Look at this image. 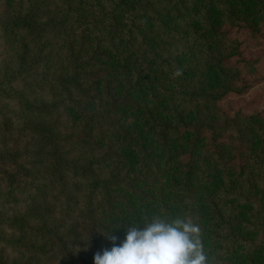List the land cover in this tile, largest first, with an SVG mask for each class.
Wrapping results in <instances>:
<instances>
[{"label": "rangeland", "instance_id": "rangeland-1", "mask_svg": "<svg viewBox=\"0 0 264 264\" xmlns=\"http://www.w3.org/2000/svg\"><path fill=\"white\" fill-rule=\"evenodd\" d=\"M26 1L30 6L39 3ZM110 1H114L117 10V25H110L111 33L115 29L118 34L113 46L106 43L107 39H101V34L108 32L91 27V22L104 11L110 13L114 9ZM46 2L48 13L43 18L54 16L56 23L63 21L66 26V31L48 33L45 37L43 55L47 68L85 76L82 81L94 96L82 100L90 114L102 112L112 98L131 102L115 106L111 113L127 133L126 140L116 136L115 129L104 127L103 133L95 134V142L88 150L97 156L111 152L112 158L97 170L103 173L118 170L119 179L128 183L114 189L128 199L127 206L118 204L114 210L101 206L98 210L108 234L117 236L119 243L128 224L146 217L190 216L200 226L207 257L217 254L216 236H223L221 228L225 223L237 237L260 245L253 253L218 254L221 264H264V0H190L191 13L182 11L174 4L175 0H83L86 7L79 16L74 15L73 9L81 0ZM21 3L24 4L21 0H0V20L8 21L13 9ZM144 5L160 9L168 17H177L180 34L163 32L160 18L149 7L144 11ZM133 15L134 27L138 29L135 43L122 35ZM181 16L186 18L182 20ZM208 26L227 34L222 40L215 36L208 44L202 37L194 40L191 30L202 35ZM3 35L0 29V52ZM227 85L236 92H231L217 107H193L184 97V91L217 93ZM4 103H0L3 114L8 110ZM174 112L184 116L187 123H208L213 127L222 124V112L231 117L242 114L233 130L244 134V142L239 146L234 134L226 142L232 149L244 150L241 161L244 176L240 177L236 170L239 161H232L238 158L236 151L231 154L229 166L215 164L206 152L199 150L196 154L199 173L193 180L191 200H184L175 188L180 182V172L185 170L180 162L185 165L186 162L180 161L178 150L173 149L175 143L164 141L161 135L164 128L174 124ZM55 117L59 124L64 123L61 128L66 132L81 128L83 116L73 107L56 109L52 115ZM18 122L12 115L0 121V154L17 152V160L27 164L26 169L31 171L29 156L35 152V146L31 136L25 138L20 134ZM2 136L7 138L8 149L2 145ZM182 148L186 150L179 147ZM1 168L0 192L21 186L28 179L9 167ZM231 190H242L244 200L235 199ZM8 214L7 208L3 215ZM254 221L255 227H250ZM109 243L111 246L110 240ZM101 247L87 248L92 260ZM12 255L9 252L8 256ZM4 257L2 254L0 259ZM26 257L20 252L18 258ZM81 260L71 262L56 257L49 264H82Z\"/></svg>", "mask_w": 264, "mask_h": 264}, {"label": "trees", "instance_id": "trees-1", "mask_svg": "<svg viewBox=\"0 0 264 264\" xmlns=\"http://www.w3.org/2000/svg\"><path fill=\"white\" fill-rule=\"evenodd\" d=\"M21 2L24 4L21 3L13 9L8 21L0 20V29L4 34L0 52V103L6 102L4 108L8 109L5 114L0 109V121H5V117L9 115L17 118L20 134L25 138L28 135L32 137L35 152L29 156L31 171L26 169L27 164L17 160V152L9 150V153L0 154L1 169L9 167L19 172L22 177L28 178L21 186L0 192V257L2 254L5 256L0 259V264H49L56 257L71 262L83 258L82 264H93L89 257L90 246H102L100 250L110 247V235L106 225L99 220L98 210L101 206L106 210H114L118 204L127 206L128 199L116 194L114 189L128 183L119 179L118 170L113 169L108 173L97 170L112 158L111 152L97 156L90 154L88 150L95 142V134L103 133L104 127L115 129V135L126 140L127 133L123 132L111 113L115 106L120 107L121 103L129 105L131 102L112 98L102 112L88 113L82 100L94 96L82 81L85 76L54 72L55 70L47 68L43 55L46 35L66 31V26L61 23L63 21L56 23L54 16L43 18L48 13L46 0H36L39 3L35 6H30L26 0ZM82 3L83 0L73 9L74 15L79 16L85 9L86 6ZM109 3L114 5V9H110V13L104 11L101 17L91 22V27L93 29L98 26L100 31L108 32L101 34V39H107L106 43L113 46L118 34L116 35L115 29L111 33L110 25H117V10L114 1ZM174 4L182 11L185 9L191 13L190 0H175ZM148 7L160 18L163 32L180 34L177 17H168L152 6L144 5V11ZM135 15L127 21V27L122 32L123 37L133 43L138 35V29L134 27ZM181 18L183 20L186 16ZM191 31L194 33V40L202 37L207 44L215 36L222 40L227 34L225 31H216L212 26H208L202 35L196 34L193 29ZM227 60L223 59L224 62ZM234 80L238 82L239 78ZM220 89L217 93L203 90L184 91V97L193 107H217L231 92H236L233 86L228 85ZM62 106L73 107L83 116L78 131L66 132L61 128L64 123L59 124L56 117L52 118L55 110ZM174 114V124L164 128L161 135L164 141L175 143L173 149L178 150L176 153L180 154V161L186 162V165L180 162V167L185 170L180 172V182L175 188L184 200H191L193 180L199 173L196 169V154L199 150L206 152L207 157L215 164L229 166L231 154L236 151L238 158L234 157L232 161H239L236 170L240 177L244 176V164L241 163L244 150L232 149L226 142V138L233 134L239 146L244 142V134L233 130L242 114L237 113L231 117L222 112V124L218 127L208 123L193 125L185 122L184 116L179 112ZM2 145L6 148L8 146L7 138L3 136ZM179 147H185L186 150ZM241 194L242 190H231L235 199L243 201L245 195ZM7 208L9 214L4 216L3 212ZM255 222L250 227H255ZM221 229L223 236L217 234L215 240L219 245L217 254L207 257L209 264H221L218 254L227 256L238 251L253 253L258 250V242L237 237L231 226L223 223ZM8 251L13 255L8 256ZM20 252L27 257L18 258ZM84 256L87 258L84 259Z\"/></svg>", "mask_w": 264, "mask_h": 264}, {"label": "clouds", "instance_id": "clouds-1", "mask_svg": "<svg viewBox=\"0 0 264 264\" xmlns=\"http://www.w3.org/2000/svg\"><path fill=\"white\" fill-rule=\"evenodd\" d=\"M200 226L190 216L154 214L128 224L119 243L93 255V264H209Z\"/></svg>", "mask_w": 264, "mask_h": 264}]
</instances>
